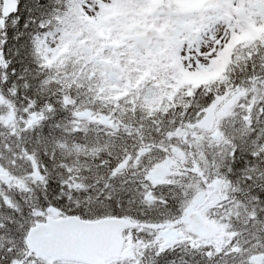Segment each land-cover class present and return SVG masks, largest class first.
I'll return each mask as SVG.
<instances>
[{
  "label": "snow or ice",
  "instance_id": "obj_1",
  "mask_svg": "<svg viewBox=\"0 0 264 264\" xmlns=\"http://www.w3.org/2000/svg\"><path fill=\"white\" fill-rule=\"evenodd\" d=\"M0 264H264V0H0Z\"/></svg>",
  "mask_w": 264,
  "mask_h": 264
}]
</instances>
